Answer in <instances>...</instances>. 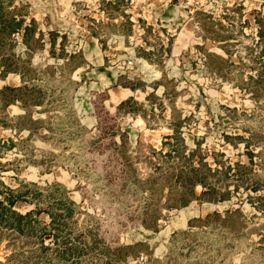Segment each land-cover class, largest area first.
I'll use <instances>...</instances> for the list:
<instances>
[{
  "label": "trees",
  "instance_id": "trees-1",
  "mask_svg": "<svg viewBox=\"0 0 264 264\" xmlns=\"http://www.w3.org/2000/svg\"><path fill=\"white\" fill-rule=\"evenodd\" d=\"M123 2L124 0H102V10L112 18L121 15L126 20L125 24L131 27L129 16L120 10ZM226 10L232 15L224 13L215 18L201 10L194 13V23L201 38L218 44L225 53V57L205 54L204 65L210 74L246 95L253 104L249 116L260 120L264 114V17L253 12L254 38H251L248 45L242 46L235 37L242 35L244 28H251L247 20H242L243 7L238 5ZM28 18L29 10L26 5L17 4L16 0H0V79H5L9 74L20 78L18 87L5 86L0 90V126L18 132L22 129L34 132L43 127L50 136L41 138L47 142L53 141L55 145L68 147L79 141L78 147L83 150L86 161L90 164L87 175H95L93 182L100 187L98 203L95 204L90 198L87 200L94 204L93 208H100L104 216L85 215L79 223L77 215L82 213L80 205L69 198V191L59 183L40 185L16 178V186L9 187L0 181V245L4 242L3 249L9 252L7 262L127 264L129 258L135 259L143 251L140 249L142 244L123 245L120 243V233L127 230L128 224L140 225L157 233V223L162 217L157 208L162 199L165 210L179 211L193 202L212 205L230 202L242 189L248 193L245 202L264 216V195H256L264 189V183L257 182L259 174L255 171L257 166L264 172V150L256 153L251 150L252 146L262 144L264 133L253 128L254 126L242 129L248 134L247 137L242 134L223 133L224 145L235 149L242 144L244 149L242 155L245 156L246 163L230 162L229 158H225V153L220 151L211 152L210 155L202 153L201 141L197 139L194 140L193 148L188 147L182 131L188 118L182 119L179 113L173 111L168 126L172 133L162 138L158 151L149 146L148 155L143 156L149 173L141 178L135 166L139 157L130 153L128 136L120 129L118 121L120 117H132L142 113V107L128 99L118 105L114 114H109L100 101L95 102L97 123L95 133L91 136V131L81 124L70 101L62 102L66 98V92L56 91L48 86V82L55 80L57 70L63 74L66 70L78 68L82 64V56L65 51V34L59 35L56 31H50L47 33L46 42L38 23L33 18ZM139 23L145 27V33L149 36L152 27L146 26L141 20ZM58 38L60 41L57 43ZM144 39L150 44L147 36ZM46 44L50 58L64 60L59 68H42L33 63L34 55L43 52ZM170 44L169 39L166 54ZM56 45L59 47L58 53ZM238 45L243 48V55L235 49ZM150 55L151 53L141 50L144 59L149 61ZM233 57H236V62L232 61ZM78 60L80 62L75 64ZM69 74H63L62 79L73 85L68 78ZM15 104L25 111V115L9 118L6 109ZM32 108H39L38 113L41 114L49 113L53 122L47 119L33 120ZM59 108L62 111L61 116L55 113ZM223 109L232 114L230 118L234 124L238 120V111L235 108ZM241 115L248 114L242 112ZM117 137L119 141L116 140ZM28 141L25 139L14 142L11 139L7 142L0 141V144L3 151H9ZM49 155L53 156L52 153ZM72 156L74 157L73 154ZM255 158H258V162L254 161ZM44 162L33 161L31 164L42 166ZM3 169L0 165V170ZM50 169L47 165L43 171L50 172ZM197 188H200L198 194ZM142 193L148 194L149 203L145 205L144 211L135 216L137 211L133 209V205ZM84 199L86 197L82 195V201ZM121 202L125 203L124 213L119 212V207H113V204ZM243 202L237 200L235 205ZM17 203H23L29 209L25 212L17 211ZM41 215H46L48 219H41ZM247 221L250 219L244 215L241 206L222 212L206 213L188 221V229L196 228L200 231L174 232L168 244H174L181 237L191 238V244L187 246L190 253L196 245L205 243L203 241L206 233L202 229L221 230L220 233L226 232V236L241 238L264 228L262 226L260 229L250 230L244 235L243 229ZM198 236L200 242L196 239ZM258 236L255 249L264 252V234L260 233ZM226 249L234 250V246L228 245Z\"/></svg>",
  "mask_w": 264,
  "mask_h": 264
},
{
  "label": "rangeland",
  "instance_id": "rangeland-1",
  "mask_svg": "<svg viewBox=\"0 0 264 264\" xmlns=\"http://www.w3.org/2000/svg\"><path fill=\"white\" fill-rule=\"evenodd\" d=\"M101 1L102 0L97 1L96 7H92L90 1L80 0L79 2L75 1V3H72L71 6L67 8L62 6V8L59 9L56 8L58 0H16V3L18 4L20 2V4L22 3L26 5L28 10L30 9L33 13H41V18H39L40 21L38 23L39 28L45 32L44 40L46 42L48 41V31H56L59 35L65 34L67 38L65 51L69 54H78L77 47H79L80 42L83 44L87 39L89 40L90 37H93L94 34H96V37L98 38L97 43L102 51H110L108 47L111 49V55H113L111 60L114 61V64L117 60L124 59L125 56H130V50H124L122 47L123 45H120V40H123L125 47H131L133 49L136 58L144 59L141 56V50L151 53L149 61L146 59L144 60L149 64L155 65L156 70H162V75L164 77L162 81L159 82L162 86L158 87L154 94L158 99L155 103L158 104L157 107L159 112L157 111L150 114L148 124L149 129L159 127L163 130L168 128L171 121V114L174 111L175 113H179L182 119L188 118L182 127L185 143L188 147L193 148L194 140L197 139L201 141L200 149L205 155H210L211 152L220 151L225 153V158H229L230 162L240 161L246 163V158L242 155L244 151L243 145L239 144L235 149L230 145H224L222 134H242L244 137H247L248 134L244 133L242 129L252 128L253 126V128L264 133V114H262V119L260 118V120L259 118H251L249 114L253 108L252 102L246 95L240 93L229 83L222 82L219 78L210 74L204 65L205 54L203 55L197 50L193 51L195 53V59H193V62L181 60L180 64H177V72L173 73L171 71L172 68L168 66L169 54H166L165 51L168 47L169 39L172 44L176 32L171 28L161 26L160 23H147L143 19L146 26L152 27V32L148 36L145 33V27L139 22H134L133 26L131 20L128 19L131 23V27H128L125 24L126 20L121 15H115L113 18L107 16L102 10L103 5L101 4ZM104 1L113 2V0ZM178 2L180 3L181 14L184 21L189 19L193 22L194 18L193 21L191 18L192 16L194 17V13L198 10L211 14L215 18L224 13L232 15V13L227 11L226 8H231L233 4H240L244 7L242 13L244 16L251 13L254 9L259 11V13H262L264 16V0L176 1V3ZM28 3L32 5V8H29L30 5ZM135 3L136 0H124L123 6H120V10H123L126 15L134 16L133 12L129 13V9H131L132 6H135ZM172 3H175V1H172ZM50 6H53L54 9L56 8L55 12ZM93 8L94 10H92ZM99 10L103 11V15L99 16V12L97 13ZM141 11H144L145 14H147L148 9L147 7H145V10L141 8ZM42 14L48 15V18H45ZM53 16L56 17V28L51 27V25H53L51 24ZM248 16H250V14ZM193 27L196 32H199L196 25L193 24ZM179 28L180 27H177V29ZM242 35H238L235 38L242 46L248 45L251 38H254V28H244ZM145 36H147V40L150 44L145 42ZM59 41L60 38L57 39V43ZM238 46L235 49L239 50V54L243 55V48ZM207 50L209 52L211 51L209 47H207ZM56 52H59L58 45H56ZM217 54L224 57L221 52ZM232 61L236 62V57H233ZM79 62L80 61L78 60L75 64H78ZM33 63L35 65H40L42 68H45L46 66H55L59 68L63 65L64 60L50 58L48 55V44H46L43 52L34 55ZM79 67L75 70H66L63 73L64 75H67L68 72L70 73L68 78L73 85L66 83L65 80L62 79L63 74L60 70H57L55 80L50 81V83L48 82V86H52L56 91L64 90V92H66V98L62 102L65 103V101H70L72 108L77 89L83 81V71H80ZM153 85L149 84L151 87ZM93 100L94 98H92V101ZM224 107L230 109L235 108L238 111L236 114L238 120L235 121L234 124L230 118L232 114L226 112L223 109ZM242 112L248 115L242 116ZM55 113L61 116V108H59L58 111H55ZM139 115L142 116V113H139ZM152 116L154 118H152ZM44 117L50 122H53L49 113L45 114ZM219 117L222 119H219ZM120 118L119 121L121 120ZM78 119L80 120L79 117ZM119 121L118 125L121 129L125 130L124 132L127 134L125 129L127 127L124 124L120 125ZM44 131L45 133L40 135V138H38L39 140L35 139L33 142L28 141L9 151H3L0 144V165L4 167L3 170H0V181L6 186L15 187L16 178L25 179L27 175L29 176L27 170L31 167L35 169V175L37 176L40 185L56 181L63 186L64 183L57 181L53 175L57 170H62L69 176L70 181H73L71 187L66 184L63 187H65L70 193L75 192L81 197L82 195L86 197L83 202L81 201L82 204L80 209L82 213L77 215L78 222L81 223L85 218V215L103 217L104 213L102 210L98 207L96 209L93 208L94 204L87 200L90 198L95 201V204H97V201L99 200L98 189H100V187L97 183L93 182L95 175H87L90 164L86 161L83 150L78 147L80 146L79 141H77L78 145L74 143L68 147L65 145H55L53 141L47 142L41 138V136L49 135L47 129ZM89 131H91L90 135L93 136L95 129ZM90 135L87 136L89 137ZM1 136L7 137L6 134ZM162 138L160 141H162ZM17 140L19 139H16L14 142H17ZM116 140L119 141L118 137ZM128 144L132 156L139 157V160L137 161L138 163L135 165L139 177L145 178L149 173V170L144 164L143 156L148 155L149 150L147 147L140 145V143L137 145L131 143L129 141V136ZM160 146L156 147L154 145L153 149L158 151ZM251 150L254 153L264 150V141H262V144L259 146H252ZM49 153H52L53 156H48ZM55 156L57 157L54 158ZM42 160L45 161L42 166L31 164L33 161L39 163ZM254 161L258 162V158H255ZM47 165L51 168L50 172L43 171ZM255 171L259 174V181L257 182L263 184L264 172H262L260 167L257 166L255 167ZM199 192L200 188H197L196 193L198 194ZM247 194L248 193L243 192L241 189L238 194L233 196L230 202L216 204L218 205L217 212L241 206L244 215L250 219V221L246 222V226L243 229L244 235L250 230L260 229L262 226L264 227V216L245 202ZM249 194L252 193L249 192ZM256 195H264V189L260 190ZM147 197V193H142L140 198H137V203L133 205V209L137 211L135 216L144 211L145 205L149 203ZM70 198L75 201V198H73L71 194ZM237 200L244 202L240 203L241 205H235ZM163 203L164 199L161 200V203H158L159 208H157L162 215L157 223L159 225V231L165 227L167 218L177 213L175 210H165L162 207ZM192 204L202 205L205 203L201 204L193 202ZM124 205L125 203L121 202L120 204H113V207H119V212L124 213L126 212ZM17 208L22 210L26 207L25 205H18ZM42 219L46 220L43 217ZM136 220L138 223V217ZM187 230L190 232L200 231L196 228ZM202 230L206 233L204 236L205 241L202 240L205 243L196 246L194 245L195 247L190 250V253L187 246L191 244V238L186 239L181 237L172 245L168 244L169 240L162 244L163 252L160 257L154 256L153 246L150 244V241L148 242V233L146 232L151 234L149 235L150 239L153 234H156L152 230H147L140 225L131 226L128 224L127 230L120 233L119 239L120 243L123 245L142 244L140 249L143 251L139 253L137 258H129L127 264H264V252L255 249L257 248V242L259 240L258 234H264V228L258 232H253L251 235L242 236L241 238L226 236L224 234L226 232L220 233L221 230ZM199 238L200 237L198 236L196 239L200 242ZM228 245L234 246V250L232 249L233 251L230 250V252L226 249ZM3 247L4 242L0 245V264H11L12 262L6 261L9 252L3 249ZM224 255L226 256L223 257ZM12 264L15 263L13 262Z\"/></svg>",
  "mask_w": 264,
  "mask_h": 264
},
{
  "label": "crops",
  "instance_id": "crops-1",
  "mask_svg": "<svg viewBox=\"0 0 264 264\" xmlns=\"http://www.w3.org/2000/svg\"><path fill=\"white\" fill-rule=\"evenodd\" d=\"M75 1L79 2L80 0H58V5L56 8H62L71 6ZM85 1V0H84ZM92 3V7H96L98 0H86ZM173 0H136L135 6H132L129 9V13L133 12L134 16H129L131 23L134 26V22L143 21L147 23H160L161 26L165 28H171L175 31V38L173 39L172 44L169 48V67L173 73L177 72V64H180L182 61L193 62L195 53L194 50L199 51V53L204 54H215L220 57H223L217 53H222L225 57V53L219 48L218 44L211 41H204L201 38L199 32L194 30L193 16L191 22L189 19L184 21L181 14L180 3H172ZM178 1V0H176ZM20 3V2H19ZM29 8H32V5ZM178 4V5H177ZM240 4H233V6H238ZM51 9L55 12L53 6H50ZM147 7L148 11L145 14L144 11H141V8L145 10ZM243 7V6H242ZM264 7V6H263ZM259 9V7H258ZM30 10V9H29ZM94 10V8L92 9ZM244 10V7H243ZM258 12L257 10H252L251 13L243 16L242 20H247L249 25L254 28V13ZM99 16L103 15V11L99 10ZM141 14V15H140ZM250 14V16H248ZM261 16L262 13H259ZM44 15L45 18H48V15ZM143 15V16H142ZM186 15V12H185ZM41 13L29 11V18H33L37 23L40 21L39 18ZM188 16V14H187ZM137 17V18H134ZM264 17V16H263ZM51 27L56 28L55 16L52 17ZM43 20V19H42ZM39 26V23H38ZM177 27H180L177 29ZM52 28V29H53ZM40 29V28H39ZM41 30V29H40ZM54 30V29H53ZM41 32H43L41 30ZM49 32V31H48ZM47 32V33H48ZM45 33V32H43ZM121 39V38H120ZM98 38L96 35L90 37L89 40L79 44L77 51L82 56V64L79 67L80 71H83V81L79 88L77 89L76 96L74 99L73 108L76 112V115L80 118L81 124L88 130H93L96 127V118H95V102L100 101L103 108L109 113L114 114L116 108L122 102H125L128 99H132L137 104L142 107V116L139 114L132 117L123 116L120 118L119 124H124L127 128V135L129 136V141L134 145L140 143L144 147L153 148L161 145L162 136H167L172 133V130L168 127L161 130V128H152L149 129V117L150 114L159 112L157 107L158 104L155 103L158 99L155 97V92L160 85V81L163 79L162 70H156L155 65L149 64L146 60L142 58H136L131 47H125L123 40H120V45L122 44L124 50H130V56H125L124 59L130 58L133 59L134 65L131 69L127 70L125 73H119L117 66L121 60H117L114 64V61L111 60L113 55L110 51H102L98 46ZM207 47L211 50H207ZM118 62V63H117ZM149 84H154L152 87ZM20 85V78L15 74H9L5 79H0V90L5 87H18ZM92 98L94 100L92 101ZM31 118L33 120L41 119L45 120L44 115L38 113L39 108H32ZM6 114L9 118H16L18 116L25 115V111L20 109L18 104L10 105L6 109ZM154 116V115H153ZM152 116V118H154ZM128 119V120H127ZM131 120V121H129ZM120 127V126H119ZM40 128L37 131H29L27 129H22L21 131H16L12 128H3L0 126V141L7 142L8 140L15 141L16 139H28L30 142L33 140H39L40 135L45 133V129ZM121 129V127H120ZM122 131H125L121 129ZM6 134L7 137L1 136ZM27 172L29 176L24 179L28 182L38 183V178L35 175V169L29 167ZM27 173V174H28ZM54 177L57 181L64 183V185L72 186L73 181H70L69 176L62 170H57L54 174ZM52 177V175H51ZM32 178V179H31ZM48 183H57L56 181ZM63 185V186H64ZM70 194L76 204L80 205L82 197L77 193H68ZM1 198V196H0ZM71 199V198H70ZM83 202V201H82ZM18 205H25L23 203H17L15 209L20 212H25L29 208L25 205V209H18ZM218 205L212 204H202L194 205L190 204L188 207L177 211L171 217L167 218L165 227H163L156 234H153L149 239L148 233V242L153 246V254L155 257H160L163 252V245L167 242L170 236L174 232H183L188 229V221L193 218H198L206 213L213 211H218ZM81 210V209H80ZM48 219L46 215H41V219Z\"/></svg>",
  "mask_w": 264,
  "mask_h": 264
},
{
  "label": "built area",
  "instance_id": "built-area-1",
  "mask_svg": "<svg viewBox=\"0 0 264 264\" xmlns=\"http://www.w3.org/2000/svg\"><path fill=\"white\" fill-rule=\"evenodd\" d=\"M134 65V61L133 59L127 58L124 60H121L117 66V69L119 71V73L123 74L125 73L127 70L131 69Z\"/></svg>",
  "mask_w": 264,
  "mask_h": 264
}]
</instances>
